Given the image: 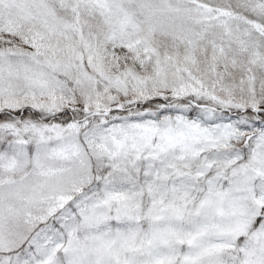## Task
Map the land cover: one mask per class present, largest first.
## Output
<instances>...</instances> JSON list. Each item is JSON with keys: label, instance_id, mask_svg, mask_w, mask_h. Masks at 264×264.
<instances>
[{"label": "snow or ice", "instance_id": "1", "mask_svg": "<svg viewBox=\"0 0 264 264\" xmlns=\"http://www.w3.org/2000/svg\"><path fill=\"white\" fill-rule=\"evenodd\" d=\"M0 264H264V0H0Z\"/></svg>", "mask_w": 264, "mask_h": 264}]
</instances>
